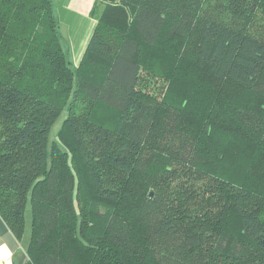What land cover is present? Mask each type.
<instances>
[{
  "label": "trees",
  "instance_id": "obj_1",
  "mask_svg": "<svg viewBox=\"0 0 264 264\" xmlns=\"http://www.w3.org/2000/svg\"><path fill=\"white\" fill-rule=\"evenodd\" d=\"M95 10L75 64L54 0H0V215L28 264H264V0Z\"/></svg>",
  "mask_w": 264,
  "mask_h": 264
},
{
  "label": "crops",
  "instance_id": "obj_2",
  "mask_svg": "<svg viewBox=\"0 0 264 264\" xmlns=\"http://www.w3.org/2000/svg\"><path fill=\"white\" fill-rule=\"evenodd\" d=\"M56 3L58 17L61 28L66 25L70 31V22L73 19L79 21L78 33L80 37L77 41H67L70 49L75 51V64H78L88 45L89 39L97 25L99 14L95 10L97 0H54ZM92 1L94 4L88 8L83 6V2ZM70 33V32H68ZM84 35V36H83ZM30 221V218H29ZM30 239V229L27 228L23 238H18L8 226L7 222L0 215V264H28L30 257L27 252Z\"/></svg>",
  "mask_w": 264,
  "mask_h": 264
},
{
  "label": "rangeland",
  "instance_id": "obj_3",
  "mask_svg": "<svg viewBox=\"0 0 264 264\" xmlns=\"http://www.w3.org/2000/svg\"><path fill=\"white\" fill-rule=\"evenodd\" d=\"M93 4H94V3H93L92 1H90V3H89L88 1L83 2V6H84V7H88V8H90ZM78 26H79V21L76 20V19H73V20L70 22V28H71L70 31H68L66 25H63V28H61V31H62V34H63V36H64V39L66 38V36L70 35V36H68L67 40H70V41H77V40L79 39L80 35H81L80 33H78ZM68 32H70V33H68ZM83 36H84V35H83ZM65 42H66V41H65ZM66 43H67V42H66ZM71 57H72L73 61L76 60V58H75V51H74L73 48H71ZM74 63H75V62H74ZM160 86H163V82H161ZM104 110H105V109L103 108L102 111H101V118H102V119L107 118V117H111V118H113L114 115H115V113H116V111H114V110H110V109H109V110H108L109 115H108V114H106V113L104 112ZM66 115H68V114H67V111H66V109H65V110L61 113V116H60L59 118H57V119L55 120V122L53 123L52 128H51V132H50V140H51V141H53V138H54V136L56 135L57 131L59 130V128H60V126H61V124H62V121L64 120V118L66 117ZM25 216H26V219L29 220V218H30V216H31V204H30V202H29L28 205H27V209H26V214H25ZM26 231H27V229H26ZM26 231H25V233H26Z\"/></svg>",
  "mask_w": 264,
  "mask_h": 264
}]
</instances>
